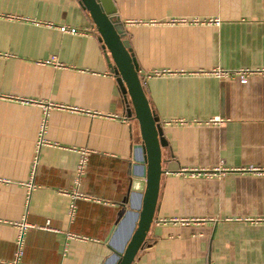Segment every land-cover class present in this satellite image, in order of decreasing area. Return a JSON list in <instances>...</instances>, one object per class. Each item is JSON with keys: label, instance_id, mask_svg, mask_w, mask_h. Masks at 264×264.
<instances>
[{"label": "crops", "instance_id": "crops-1", "mask_svg": "<svg viewBox=\"0 0 264 264\" xmlns=\"http://www.w3.org/2000/svg\"><path fill=\"white\" fill-rule=\"evenodd\" d=\"M113 2L167 142L154 222L133 264H264V73L246 83L210 73L264 69V0ZM156 70L169 72L147 76ZM175 119L187 122L167 123ZM141 142L81 0H0V219L33 225L22 263H115L145 187ZM74 191L90 198L75 199L71 216ZM18 233L0 223V261L15 259Z\"/></svg>", "mask_w": 264, "mask_h": 264}, {"label": "water", "instance_id": "water-1", "mask_svg": "<svg viewBox=\"0 0 264 264\" xmlns=\"http://www.w3.org/2000/svg\"><path fill=\"white\" fill-rule=\"evenodd\" d=\"M89 11L107 51L109 65L116 75L126 102V113L136 118L140 125L142 142L138 145L143 152L139 160L143 168L145 187L141 192V205L132 224L127 244L117 252L114 264H133L144 247L147 234L154 222L163 170L162 148L167 142L162 125L156 117L147 97L142 74L134 57L130 43L125 38L121 19L117 15L113 0H81ZM123 209L117 226L125 220ZM114 228L113 233L116 232ZM112 233V234H113ZM112 238L109 237L108 240Z\"/></svg>", "mask_w": 264, "mask_h": 264}, {"label": "built area", "instance_id": "built-area-1", "mask_svg": "<svg viewBox=\"0 0 264 264\" xmlns=\"http://www.w3.org/2000/svg\"><path fill=\"white\" fill-rule=\"evenodd\" d=\"M169 22L172 24L187 23V22H192V23L208 22V23L220 24V19L219 18H210V19L205 20V21H200L197 18H193L192 20H189L186 18H174V19H171ZM60 30L62 32H65V33H73V34H78V33H84L85 34L87 32V30H85V29H79V28L70 27L67 25L60 26ZM49 62H54V63L56 62L57 63L56 57H53ZM167 72H169V71L156 70V71H153V72L147 74V76L148 77L160 76V75L166 74ZM256 72L264 73V69H262V70H251V69L226 70V69H222V68H215L210 73L215 75L218 78L237 77L242 83H246L248 81L250 75L253 73H256ZM173 122L174 123H186L187 121H185L184 119H175V120L167 121V123H173ZM46 128H47V117L44 118L43 123H42V128H41V132H40V139H39L40 144L43 142H46L45 137H44L45 132H46ZM87 161H88V152L85 150H81L80 151V159H79V162L77 165L78 177L75 180L76 184H78V185L80 184V177L84 174V172L86 170ZM36 164L37 163H35V166H36ZM252 170H253V168H252ZM28 186H29V188H33L34 184L29 183ZM61 192L64 194L65 193L68 194V191L63 190V189L61 190ZM72 197H73L74 201L71 204L70 215L74 216V214L76 212V208H77L76 203H75V199H77V198L89 199L90 197L88 195H86L85 193H82L80 191H74L72 193ZM160 222H167V220H161ZM0 223L11 224L13 226H16L19 229V233H18V237H17V249H16V253H15V259L13 261H10V262L0 261V264H26V263H22L21 260H22V257L24 256V253H25L27 230L30 227H32L33 225L31 223H29L26 219H24L22 221H16V222L0 219ZM43 227L47 228V229H52L50 222H48ZM68 237L77 238V239H81V240H87L88 239V237L80 236V235H73L71 233H68Z\"/></svg>", "mask_w": 264, "mask_h": 264}, {"label": "bare ground", "instance_id": "bare-ground-1", "mask_svg": "<svg viewBox=\"0 0 264 264\" xmlns=\"http://www.w3.org/2000/svg\"><path fill=\"white\" fill-rule=\"evenodd\" d=\"M140 205H141V202H140ZM115 260H116V255H115L114 258H113V261H114V262H115ZM113 261H112V262H113Z\"/></svg>", "mask_w": 264, "mask_h": 264}, {"label": "trees", "instance_id": "trees-1", "mask_svg": "<svg viewBox=\"0 0 264 264\" xmlns=\"http://www.w3.org/2000/svg\"><path fill=\"white\" fill-rule=\"evenodd\" d=\"M126 38V37H125Z\"/></svg>", "mask_w": 264, "mask_h": 264}]
</instances>
